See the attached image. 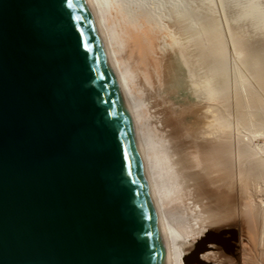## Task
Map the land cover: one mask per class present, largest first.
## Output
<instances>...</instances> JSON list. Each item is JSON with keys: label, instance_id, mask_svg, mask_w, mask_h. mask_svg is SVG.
Wrapping results in <instances>:
<instances>
[{"label": "water", "instance_id": "water-1", "mask_svg": "<svg viewBox=\"0 0 264 264\" xmlns=\"http://www.w3.org/2000/svg\"><path fill=\"white\" fill-rule=\"evenodd\" d=\"M236 236L204 232L183 263ZM0 264H170L88 0H0Z\"/></svg>", "mask_w": 264, "mask_h": 264}, {"label": "bare ground", "instance_id": "bare-ground-1", "mask_svg": "<svg viewBox=\"0 0 264 264\" xmlns=\"http://www.w3.org/2000/svg\"><path fill=\"white\" fill-rule=\"evenodd\" d=\"M218 2L230 12L228 36L211 0H88L170 264H184L209 223L228 215L213 210L247 213V235L264 253V0ZM220 250L201 259L232 264L233 251Z\"/></svg>", "mask_w": 264, "mask_h": 264}, {"label": "rangeland", "instance_id": "rangeland-1", "mask_svg": "<svg viewBox=\"0 0 264 264\" xmlns=\"http://www.w3.org/2000/svg\"><path fill=\"white\" fill-rule=\"evenodd\" d=\"M182 1L184 2V0H182ZM211 1H212V3H214L211 5V8H212V10H214L215 14L217 13L218 21L221 20L222 23L219 21L220 24H222L221 27L224 28L223 31H225V34L228 36V34H227L228 32H226L227 31V27H226L227 25L226 24L230 23V18H228L229 15H227V14H230V12L226 11L227 14H225L224 11H221L222 8H221L218 0H211ZM213 7H215V8H213ZM217 10H219V11L217 12ZM223 13L226 15V17H225V15H223ZM224 19L227 20L228 22L226 23L224 21ZM227 42H228L227 47L230 48V42L228 39H227ZM216 193H217V190L213 191L211 198H213ZM217 199H219V198H217ZM220 199H222V198L220 197ZM238 199L239 198L237 196L233 197V201H235V205H238ZM239 209H240V205H239ZM213 212L216 216H219L218 215L219 212L220 213L227 212L228 215H226L227 217H223V218L217 217V219H213L209 223V225L207 226L206 230L218 231L220 229L230 227V228H234L237 232L236 241H233V244L235 245V249H234L233 253H228L229 255H226V256L230 257L231 261H233L232 264H246V263L247 264H259L261 262H262L261 264H264V261H263L264 256H262V255H264V253L262 254L261 251H258L259 246L257 244V247H256V245H255L256 240L253 238L254 239V241H253V239L250 238L251 236L249 234H248L249 236L247 235V233H248V227H247V223H246V221H247L246 218H248V217H246V216H248L247 213L242 214L240 210H232V211L231 210H213ZM246 228H247V230H246ZM250 241H251V243H250ZM214 247L215 248H212L210 250H216L220 254L225 255L220 250L219 247H217V246H214ZM257 248H258V250H257ZM259 255H261L263 258H261ZM249 258H251V259H249ZM259 258H261V261ZM258 259H259V262H258ZM225 262H227V263H225ZM221 264H229V263H228V261H224V263H221Z\"/></svg>", "mask_w": 264, "mask_h": 264}]
</instances>
